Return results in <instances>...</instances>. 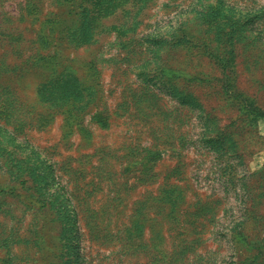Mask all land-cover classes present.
<instances>
[{
	"label": "rangeland",
	"instance_id": "rangeland-1",
	"mask_svg": "<svg viewBox=\"0 0 264 264\" xmlns=\"http://www.w3.org/2000/svg\"><path fill=\"white\" fill-rule=\"evenodd\" d=\"M0 264H264V0H0Z\"/></svg>",
	"mask_w": 264,
	"mask_h": 264
}]
</instances>
